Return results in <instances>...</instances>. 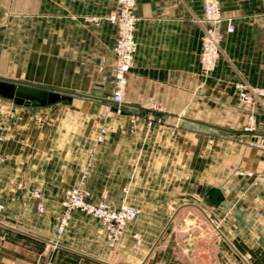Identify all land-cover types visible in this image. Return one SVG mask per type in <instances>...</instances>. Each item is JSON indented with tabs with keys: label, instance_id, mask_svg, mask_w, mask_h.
<instances>
[{
	"label": "crops",
	"instance_id": "obj_1",
	"mask_svg": "<svg viewBox=\"0 0 264 264\" xmlns=\"http://www.w3.org/2000/svg\"><path fill=\"white\" fill-rule=\"evenodd\" d=\"M220 2L236 30L221 26V58L205 77L203 0H137L125 110L143 115L158 106L152 114L167 128L180 118L184 130L244 139L227 162L232 176L234 168H264V153L243 131L248 111L236 90L264 87V16L262 0ZM116 7V0H0V264H264V186L233 176L234 186L190 192L169 185L166 166L153 184L159 125L139 124L130 134V115L106 118L117 41L106 18ZM21 85L67 98L27 106L15 100ZM256 113L264 138V109ZM103 127L108 135L98 142ZM78 185L95 203L107 194L116 208L126 199L142 210L115 246L99 220L78 211L59 233L66 192ZM135 233L143 236L139 247Z\"/></svg>",
	"mask_w": 264,
	"mask_h": 264
},
{
	"label": "built area",
	"instance_id": "obj_2",
	"mask_svg": "<svg viewBox=\"0 0 264 264\" xmlns=\"http://www.w3.org/2000/svg\"><path fill=\"white\" fill-rule=\"evenodd\" d=\"M263 16H264V0ZM116 9L107 16L106 20L117 28V41L114 47L115 64L113 67L114 89L110 96V111L116 115L125 113L126 98L129 79L128 75L134 66L135 56L138 50V43L135 38L136 25L138 18L136 16L137 0H116ZM204 5V36L202 42L201 69L205 77L211 75L221 58V43L223 33L221 26L227 25V32L232 34L236 27L233 20L226 19L222 13V5L220 0H203ZM96 25H100V21L96 20ZM239 101L248 111L247 124L243 131L253 136L250 147L264 153V138L258 134L259 127L257 124L256 109L261 107L264 109V87H254L246 83L236 85ZM152 111H156L155 106ZM147 125L162 124L161 119H157L153 114L149 115ZM108 130L102 128L98 136V141L105 140ZM234 177L249 180L251 188L258 189L264 186V168L262 170L234 168L232 170ZM89 176V170L86 169L81 184L85 182ZM40 197L38 192H35ZM64 213L61 218L59 233L70 220L72 213L78 211L82 214L99 220L106 230L109 245L115 246L116 243L124 235L127 227L136 222L142 216V210L129 205L126 199L122 200L119 207H114L107 194H103L101 200L97 203L92 201L91 195L86 192L82 185L72 187L66 192L63 203ZM3 208L2 206L0 207ZM43 212V207L39 208ZM256 217L261 216L260 212H256ZM135 247L142 244L143 236L141 233L133 235Z\"/></svg>",
	"mask_w": 264,
	"mask_h": 264
},
{
	"label": "rangeland",
	"instance_id": "obj_3",
	"mask_svg": "<svg viewBox=\"0 0 264 264\" xmlns=\"http://www.w3.org/2000/svg\"><path fill=\"white\" fill-rule=\"evenodd\" d=\"M60 96L62 99L67 98L61 94ZM155 108L156 111L159 110L158 106H155ZM149 110L148 114L143 113V115L125 111L124 116L130 115L128 118L130 134L136 133V127L139 124L151 129L155 126L149 127L147 125L146 118L152 115V106ZM123 115L113 114L109 108L106 118L114 120L121 118ZM174 122L172 128H167L164 120H162V124H158L160 131L153 136L152 140L154 141L153 143L157 144V148L154 144L152 145V183L156 184L158 182L154 176L164 174L166 166L172 171L173 180L169 185L173 184L174 188L184 187L188 188L191 192L195 191L196 188H200L202 184H205V188H209L213 185V182L220 185L221 188L230 185L234 186L236 180L233 178V174L230 176L227 162L233 155H238L243 150L244 139L232 138L224 132H212L207 129L202 131L203 129H197L196 127H189L188 130H184L182 129L180 118ZM107 135L108 133L106 137ZM180 142L187 143V149L177 147V144L180 145ZM167 143L169 146L165 148ZM166 154L172 159H169V161H172V164L169 162L167 164L164 163V156ZM213 178L215 179L212 180Z\"/></svg>",
	"mask_w": 264,
	"mask_h": 264
},
{
	"label": "water",
	"instance_id": "obj_4",
	"mask_svg": "<svg viewBox=\"0 0 264 264\" xmlns=\"http://www.w3.org/2000/svg\"><path fill=\"white\" fill-rule=\"evenodd\" d=\"M11 92V89H5ZM15 100L25 103L27 106L43 107L54 104L62 99L59 93L44 88L21 85L14 93ZM220 129V128H217Z\"/></svg>",
	"mask_w": 264,
	"mask_h": 264
}]
</instances>
